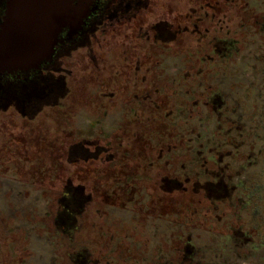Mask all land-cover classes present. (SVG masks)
<instances>
[{
  "label": "rangeland",
  "instance_id": "1",
  "mask_svg": "<svg viewBox=\"0 0 264 264\" xmlns=\"http://www.w3.org/2000/svg\"><path fill=\"white\" fill-rule=\"evenodd\" d=\"M199 6H112L111 22L55 62L62 111L14 118L11 133L0 115V264H76V250L87 264H264V31L232 17L236 52L212 61ZM89 136L95 149L77 146ZM221 172L227 196L206 185ZM76 195L79 229L62 237L54 215Z\"/></svg>",
  "mask_w": 264,
  "mask_h": 264
},
{
  "label": "flooded vegetation",
  "instance_id": "2",
  "mask_svg": "<svg viewBox=\"0 0 264 264\" xmlns=\"http://www.w3.org/2000/svg\"><path fill=\"white\" fill-rule=\"evenodd\" d=\"M132 1L133 0H93L92 7L96 8L84 19V23L82 24L80 30H78L75 34H69L68 28L65 27L58 34L57 42L49 59L43 60L38 67L34 69L0 72V115H9L7 120L4 121L2 119L4 128L7 127L2 129L4 132L11 133L12 129L18 127L16 123L12 122L14 118H19L21 121L25 120L27 123H32L33 120L42 116L41 114H51L54 116L50 111H62L64 106L63 99L65 96L58 95V93L62 92L64 81H61V76H59L60 74L55 73L57 70L55 62L60 59V57L69 47H71L72 44L77 46L81 41L91 35V33L85 32L84 29L87 26L90 27L92 23H95L98 18L95 14L100 11L103 5L127 6L128 2L131 3ZM4 5L5 1L0 0V23L2 21L1 16L4 12ZM53 93L54 96H51ZM56 123L53 124L55 128ZM44 133L45 128L43 129V134ZM43 137L45 136L43 135ZM93 141L94 140L89 136L87 139L80 141L78 144L74 142V144L71 145L77 144V146L85 147V142H87L88 146H93L95 149L97 147V143L94 145ZM71 145L69 144V146ZM41 149L46 150L47 146L43 145ZM25 160L27 161V159ZM97 161L106 164L109 163L108 160L102 161L101 158L96 159L92 156H80L74 160V162L80 167H89L90 164H95ZM79 217L77 226H75L76 228L73 227V230H71V227H67L72 232V234H70L71 237L79 229ZM53 223L56 231L59 234H62V237H65L62 232L65 226L56 225L54 220ZM69 243L72 244L71 247L73 246V243L76 244L74 240ZM76 251L74 257L76 264H87L91 262V258L85 256L80 250ZM108 252H111V248Z\"/></svg>",
  "mask_w": 264,
  "mask_h": 264
},
{
  "label": "water",
  "instance_id": "3",
  "mask_svg": "<svg viewBox=\"0 0 264 264\" xmlns=\"http://www.w3.org/2000/svg\"><path fill=\"white\" fill-rule=\"evenodd\" d=\"M0 72L37 68L52 55L58 34L81 29L93 0H4Z\"/></svg>",
  "mask_w": 264,
  "mask_h": 264
},
{
  "label": "trees",
  "instance_id": "4",
  "mask_svg": "<svg viewBox=\"0 0 264 264\" xmlns=\"http://www.w3.org/2000/svg\"><path fill=\"white\" fill-rule=\"evenodd\" d=\"M212 1L213 0H200L198 14L199 16H205V18L208 17V20H206V25L199 29L198 32L205 33L209 30L213 31L207 41L208 48L213 42V47L211 46V50L207 54L210 60H222L230 57L236 52L238 42L236 38L230 36L229 31V29H232L230 23L232 17H237L238 23L240 25H244L246 22H249V24L253 27H258L259 31H264V11H258L255 8H251V6L244 2V0H218L221 2V4H215L216 1L213 4L211 3ZM111 7L112 5H103L100 11L95 14V16L98 17L95 23H92L90 27L87 26L84 31L94 34L99 26L102 27L104 24L111 22ZM113 7L115 8L116 5ZM117 7L120 9L122 8V6ZM183 20H187V17H184ZM163 25L175 26L176 24L173 22H167L165 20H159L152 25V28L155 27L156 30H160ZM189 26H192V29H195L193 25H184V27L187 28ZM172 35H175V32L172 33ZM175 39L176 38L173 37L174 41L177 40ZM199 49L205 52L207 47L203 43ZM203 57L200 59V61H203ZM210 93V95H207V102L212 107H219L218 109H220V107H222L221 104L224 103V98L222 97L221 93L218 90H212ZM225 179L226 176L223 175V172L216 173L211 181L209 179L206 182V185L209 189L215 191V195L219 194L221 196H227L226 193H229L230 191L233 192L232 187L234 186L230 184V180ZM213 182L217 184L216 188L212 186ZM79 197V195H76L75 198H69L68 196L60 198V208L56 211L54 222L58 226H65L62 232L66 238H70V234H72V232L67 227H71V230H73V227L76 228L75 226H77L78 217L81 214L79 212L80 209L76 210V206L79 201L80 203L84 201L82 200V196L80 198Z\"/></svg>",
  "mask_w": 264,
  "mask_h": 264
}]
</instances>
